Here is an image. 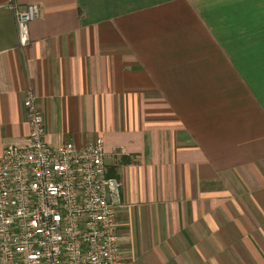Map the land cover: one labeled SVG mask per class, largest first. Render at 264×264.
I'll list each match as a JSON object with an SVG mask.
<instances>
[{"label":"crops","instance_id":"0c3cea01","mask_svg":"<svg viewBox=\"0 0 264 264\" xmlns=\"http://www.w3.org/2000/svg\"><path fill=\"white\" fill-rule=\"evenodd\" d=\"M29 90L51 146L104 139L126 264H264V0H0V155Z\"/></svg>","mask_w":264,"mask_h":264},{"label":"built area","instance_id":"2783aa9c","mask_svg":"<svg viewBox=\"0 0 264 264\" xmlns=\"http://www.w3.org/2000/svg\"><path fill=\"white\" fill-rule=\"evenodd\" d=\"M12 9L25 49L29 23L43 8ZM24 107L27 143L0 155V264H126L117 215L121 183L108 176L104 139L53 147L32 90Z\"/></svg>","mask_w":264,"mask_h":264},{"label":"trees","instance_id":"16d2710c","mask_svg":"<svg viewBox=\"0 0 264 264\" xmlns=\"http://www.w3.org/2000/svg\"><path fill=\"white\" fill-rule=\"evenodd\" d=\"M109 177H111L109 174H108Z\"/></svg>","mask_w":264,"mask_h":264}]
</instances>
